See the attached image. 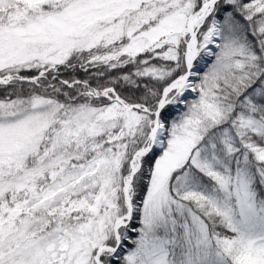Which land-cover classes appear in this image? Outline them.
I'll return each mask as SVG.
<instances>
[{
    "label": "snow or ice",
    "instance_id": "1",
    "mask_svg": "<svg viewBox=\"0 0 264 264\" xmlns=\"http://www.w3.org/2000/svg\"><path fill=\"white\" fill-rule=\"evenodd\" d=\"M0 97V264H264V0H0Z\"/></svg>",
    "mask_w": 264,
    "mask_h": 264
},
{
    "label": "trees",
    "instance_id": "2",
    "mask_svg": "<svg viewBox=\"0 0 264 264\" xmlns=\"http://www.w3.org/2000/svg\"><path fill=\"white\" fill-rule=\"evenodd\" d=\"M200 68H203V65H201ZM76 75H77L78 77H80V78H84V76H85V74H84L82 71H77ZM92 82H93V84L96 83L95 80H93ZM193 95H194V94H193ZM0 98H2V97H0ZM191 98H192V97L189 96V99H191ZM173 114H175V113H173Z\"/></svg>",
    "mask_w": 264,
    "mask_h": 264
},
{
    "label": "rangeland",
    "instance_id": "3",
    "mask_svg": "<svg viewBox=\"0 0 264 264\" xmlns=\"http://www.w3.org/2000/svg\"><path fill=\"white\" fill-rule=\"evenodd\" d=\"M191 96V95H190Z\"/></svg>",
    "mask_w": 264,
    "mask_h": 264
}]
</instances>
